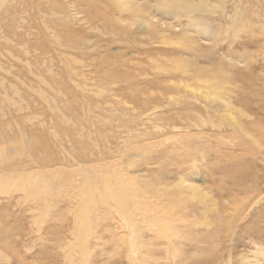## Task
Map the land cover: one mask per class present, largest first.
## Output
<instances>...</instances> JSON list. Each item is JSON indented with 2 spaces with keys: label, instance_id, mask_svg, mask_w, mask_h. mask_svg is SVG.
<instances>
[{
  "label": "rangeland",
  "instance_id": "374dc122",
  "mask_svg": "<svg viewBox=\"0 0 264 264\" xmlns=\"http://www.w3.org/2000/svg\"><path fill=\"white\" fill-rule=\"evenodd\" d=\"M112 1L0 0V264H264V0Z\"/></svg>",
  "mask_w": 264,
  "mask_h": 264
},
{
  "label": "bare ground",
  "instance_id": "6f19581e",
  "mask_svg": "<svg viewBox=\"0 0 264 264\" xmlns=\"http://www.w3.org/2000/svg\"><path fill=\"white\" fill-rule=\"evenodd\" d=\"M114 1V0H113ZM112 1V2H113ZM119 4V6H117L120 10L119 11H122V12H130L132 11V9H135L136 7H138V12H133L130 13L132 16H133V20H132V23L133 21H137V20H140V24L139 26L137 27L138 29L140 30H144V26L147 25V22L146 20L144 19V15L145 14L143 11V9L141 7H139V5H137L136 3H134V0H116ZM158 2V4L160 2H165L166 3V6L165 5H160L161 6V9H160V14L165 16L166 18H170L171 20H176L178 24L181 23V19L182 18H187L191 21H193V27L194 28H197L199 30L202 31V33L204 34L205 38L207 37V39H211V38H216V37H220L221 36V31L220 29H217L213 24H211L210 22H208V20L206 21V19H202V18H196L194 16L195 12H199L203 15L206 14V8L209 6L208 4L206 3H203L201 2L198 6L196 7H192L189 3H187V1L185 0H156ZM223 1V0H221ZM115 2L114 5L117 3ZM136 2V1H135ZM207 2V1H206ZM138 3V2H137ZM223 4H224V1H223ZM141 6V5H140ZM236 6V5H235ZM137 10V9H136ZM219 10L222 11L223 13H225V10H226V7L225 5L223 6H219ZM121 12V13H122ZM136 13L138 15H136ZM216 13V12H215ZM242 10L239 8V6L235 7V15L233 17V27H234V30H237L236 32H239L240 30H242L244 28V24L243 22H241L243 19H242ZM149 23V22H148ZM167 22H166V27L167 26ZM135 25V24H134ZM165 25V23H164ZM253 25V24H252ZM170 26V25H169ZM149 27V26H148ZM162 27V26H161ZM230 27V26H229ZM169 28V27H168ZM231 28V27H230ZM232 29V28H231ZM167 30V29H166ZM226 35V33H225ZM221 39H223L224 37H220ZM213 40V39H212ZM218 40V39H217ZM226 40V39H225ZM216 41V40H215ZM221 41V40H220ZM173 123V122H172ZM236 129H239L241 132L245 133L246 135L250 136L248 132H246L244 130V128L238 124L236 125ZM235 130V129H234ZM196 160V159H195ZM82 165V164H81ZM189 171V170H188ZM87 174V172H85ZM22 174V172H21ZM19 175V174H18ZM92 175L88 174L87 176L85 175V178H86V181H88V189H92L91 185L95 182H93L92 180ZM30 177V176H29ZM39 177V176H38ZM33 176H31L30 178H21L19 180V182H16L17 184H19V186H21V188L24 189L25 185H28V184H31V183H34L33 185V188L30 190V197L33 198L34 200H37L40 196H42V193H45L43 191L44 187L43 186H40V183L36 182V181H33ZM84 178V179H85ZM192 178V177H191ZM37 180V179H36ZM98 181V179H97ZM96 181V182H97ZM100 181V180H99ZM115 181L116 182H119L118 184H120V177L117 178V176L115 177ZM10 183V182H9ZM105 184V189H104V193L102 194V202L104 203L105 206H111V207H114V208H117L116 210H119L120 212H122L126 217H128V213L131 211V216L133 215V211H134V206L135 204H137V202L135 201L133 203V205H131L129 202H128V197L126 195V192H127V189L125 188V186L122 184H120L119 187H116V186H113L109 183H104ZM8 186V185H7ZM6 186V187H7ZM54 186V185H53ZM2 187V186H1ZM90 187V188H89ZM8 188V187H7ZM26 188V187H25ZM84 189V188H83ZM94 190V189H93ZM92 190V191H93ZM98 191V190H96ZM95 190L93 191V194H96ZM27 194V193H26ZM47 194V192L45 193ZM84 194V193H83ZM81 195V193L79 194ZM92 195V194H91ZM88 196V195H87ZM46 198V197H44ZM79 198V197H78ZM139 199V197H138ZM48 200V199H47ZM134 200V199H133ZM140 201H142L140 199ZM139 201V202H140ZM114 203V204H113ZM143 203V201H142ZM141 203V204H142ZM92 205V206H91ZM114 205V206H113ZM93 203L90 201L89 202V205H88V208L85 210V217H87L88 215H91V213L87 212V210H91V208H93ZM138 207V204L137 206ZM146 208L143 207L139 212H136V214L140 215V217L142 218L141 219V222L139 224H148L150 223L152 225V219L151 221L148 220L149 217L153 216V211L151 210H145ZM81 211V210H80ZM92 211V210H91ZM150 211V213H149ZM93 213V212H92ZM80 214V213H79ZM121 214V215H123ZM135 214V215H136ZM64 215V214H63ZM87 215V216H86ZM87 220H89V224L91 225V221L90 219L87 217ZM155 224H154V227L155 228H160V227H163L165 224L163 223L164 221H161V220H155ZM132 225V224H130ZM186 225V224H185ZM191 225V224H190ZM171 226V224L169 225ZM168 226V227H169ZM138 227V226H137ZM186 227V226H184ZM139 228V227H138ZM166 228V227H164ZM170 228V227H169ZM168 235V234H167ZM175 241V240H174ZM84 251V250H83ZM86 252V251H85Z\"/></svg>",
  "mask_w": 264,
  "mask_h": 264
}]
</instances>
